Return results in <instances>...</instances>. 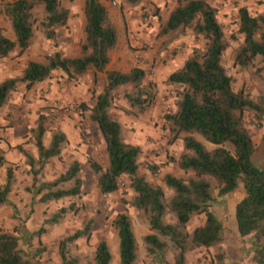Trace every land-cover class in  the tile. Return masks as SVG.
<instances>
[{"label":"trees","instance_id":"1","mask_svg":"<svg viewBox=\"0 0 264 264\" xmlns=\"http://www.w3.org/2000/svg\"><path fill=\"white\" fill-rule=\"evenodd\" d=\"M123 1L129 5L139 2ZM36 4L42 7V15L38 19L34 18L32 11ZM82 12L83 39L79 52L66 56L53 51L43 61L26 60L19 75L0 81V108L7 103L18 84L29 89L48 79L55 70L68 81L76 80L87 71H92L94 81L96 72L104 71V85L96 93L93 104L82 109L87 112V119L95 124L103 141L106 164L101 167L90 162L89 166L98 190L105 195L118 188L121 176L127 178L133 193L128 204L143 215L150 231L141 238L150 259L141 264H168L165 259L167 250L172 253L171 264H185L188 251L209 248L221 242L222 224L209 210L213 198L210 183L205 177L214 179L218 196L241 187L243 194L232 209L234 229L239 238L250 237V260L254 264H264V163L259 166L252 162L254 144L241 123L244 110H249L257 121L262 119L264 94L252 99L242 88L233 90L231 77L221 64L226 43L214 7L206 0H175V6L159 28V34L164 35L189 26L195 36L199 35L204 40L202 48L193 47L181 65L165 78V82L172 86L174 96V110L163 115L169 134L167 142L181 138L184 152L174 161L181 170L192 172V176L185 180L169 173L162 176L163 184L172 191L167 200L162 188L139 172L140 146L126 142L122 125L109 116L120 87L130 85L128 91L122 92V98L128 106L139 109L154 101L155 90L140 67L133 66L125 72L104 70L109 52L117 43L116 29L99 0H83ZM0 14L7 18L14 35L10 39L0 28V58L12 52L16 55L23 53L33 38L34 24L41 29L45 39L52 40L56 29L65 26L68 19V9L59 0L5 1L0 5ZM236 31L241 35V42L232 53L233 64L246 69L258 57L260 66L256 71L264 79V10L250 14L245 6H239ZM45 131L43 117L38 115L35 126L29 130L35 146V158L20 145L14 146L24 157L31 173L33 194L39 195L38 202L77 196L82 179L76 159L70 160L64 172L54 179L34 184L36 174L49 159L58 157L67 143L65 134L56 129L50 131L48 141L44 143ZM192 134L200 135L215 147L207 150ZM225 142L231 145V152L222 146ZM5 164L8 162L0 148V168ZM5 166L4 180L0 184V205L12 206L8 199L12 169ZM146 169L154 174L156 165L148 164ZM63 210L60 208L59 212ZM193 214H202L203 221L188 231L186 225ZM57 216L58 213L54 215V222ZM91 224L92 220L88 219L80 229L58 241L60 264H76L74 258H67L66 244L87 236ZM111 225L117 237L118 264H137L135 237L128 215L117 213ZM33 255L18 246L16 235L0 230V264H36ZM109 261L107 244L100 240L94 247L93 264H109Z\"/></svg>","mask_w":264,"mask_h":264},{"label":"rangeland","instance_id":"2","mask_svg":"<svg viewBox=\"0 0 264 264\" xmlns=\"http://www.w3.org/2000/svg\"><path fill=\"white\" fill-rule=\"evenodd\" d=\"M5 1L11 0H0V5ZM206 1L214 7L215 17L223 31L226 47L221 55V64L231 77L233 90L242 88L252 99L264 94V79L256 71V68L260 66L258 57L246 69H240L232 62V53L241 42V35L236 31L237 8L245 6L250 14H256L264 10V0ZM59 2L68 9L66 25L57 28L54 39L48 40L44 38L41 29L34 24L35 28L31 43L37 38H40V40L36 42L35 47L29 52L26 49L21 53L25 54L27 52L24 55L25 60L22 64H25L29 58H33L35 61H43L44 57L49 56L53 51H58L60 54L66 56L76 55L79 52V45L83 39V0H59ZM106 3L112 13L111 17L113 14L122 11L124 6L129 8L127 11H130V13L124 12L128 17H123L122 20L118 19V16L114 20L111 17L109 19H111L112 24L117 26L119 32L125 29L123 44H125L130 66L143 59V54L147 48L151 50L153 59L158 57V60L163 63L169 58L172 59L173 56L185 58L193 47H203V38L199 35L195 36L189 26L164 35L159 34L160 26L165 21L168 12L175 6V0H139L136 5H129L123 0H106ZM32 11L34 18L38 19L42 15L41 5L36 4ZM136 26L141 31H137ZM129 28L130 30L135 29L131 30L130 36L132 37L137 36L139 32L146 34L136 38L141 43L139 46H132L129 43L126 36ZM2 32L4 34L3 28ZM145 37L148 40L143 41ZM147 42L150 43V46H147ZM69 43L73 47L76 46V51L72 49L70 50L71 53L68 54L64 50V47ZM134 54H137L138 57L134 58ZM8 60L12 63V71L18 72L19 63L22 66L21 60H15V56H11ZM183 60L179 62L180 65ZM3 61L4 58H0V63ZM175 63V67L178 66ZM154 70V66L150 64L146 71L151 74L154 73ZM148 81L152 84V88L157 94L158 88L155 89V83H152V80ZM50 82L54 83V88L51 94H47V91H43V88L45 87L44 84L50 85ZM103 85L104 77L102 71L100 74H95L94 81H92V71H87L76 80L68 81L60 71L55 70L48 79L34 84L29 89H26L22 84H18L16 90L11 93L7 103L2 106L11 105L5 110L7 113L3 115L5 118L10 116V120L17 126L18 130L14 133L15 138L17 137L19 142L17 145H20L21 149L32 157L36 156V154L29 130L35 126L38 115L43 117V125L46 129L43 134L44 143L47 142V136H49L50 131L53 130L52 127L59 118L58 114H52L50 109H57V106L48 104L47 95L55 96L61 90L70 94L72 98L65 102V104L58 105V108L66 114V117L70 119L75 118L76 121L78 120L76 123H80L77 133L82 136L81 139L83 141L80 148L76 149L79 154L77 156L79 161L78 159L76 160L79 163L82 184L80 187L81 191L77 196L38 202L39 195L33 194L34 188L31 187V173L28 172V166L24 163V157L22 163L19 162L18 164L7 161L8 164H5L9 165L12 169V181L17 180L18 186L12 193L13 202L16 203L10 201L12 206L6 204L0 205V230L16 235L18 246L26 253L33 255L34 252H39L38 255H33L36 264H60L57 253L58 241L72 234L76 229H80L88 219L92 220L89 234L76 238L66 244L67 258H74L76 264H93L95 244L103 240L107 244L110 253L109 264H118L117 237L111 225V220L120 212L126 213L131 222V228L135 237L136 263H147L150 259L145 252V247L141 240L142 236L150 231L143 215L128 204L133 193L128 187L127 178L121 176L118 180V188L112 193L105 195L98 190L96 178L89 166L90 162H96L101 167H104L106 158L104 144L96 137L98 131L95 128V124L87 119V112L82 107L93 104L96 93L101 90ZM130 88V85H124L118 89L109 109V116L122 125L123 137L126 142L129 135L128 132L130 131L136 130V135L137 133L143 134L133 123H138V121L154 123V125H151L152 128L149 131V133L154 135L148 136V144L143 143L142 140L140 142V139H138V142H140L138 145L141 148V154L138 159V170L145 174L148 181L162 188L164 199L167 200L172 191L162 182V176L165 173L184 180L192 176L191 171L181 170L174 161L180 153L184 152L181 138L175 139L171 143L167 142L169 134L167 126L163 122V115L174 110L173 88L164 79L163 82L159 83L161 98H157L155 94L154 101L142 109L128 106L122 98V92L128 91ZM21 90H28L29 92L26 94L24 92L23 94ZM53 115H56L57 118L53 119ZM241 123L249 132L254 144L251 160L254 164L260 166L264 163V116L261 120L257 121L249 110H244L241 113ZM3 126L1 125L0 128H3ZM192 136L200 141L207 150L215 147V145L203 140L200 135L192 134ZM8 143L0 132V148L3 152L2 145L5 146L6 144L9 148ZM222 146L230 152L232 151L229 143L225 142ZM72 157L73 154L69 152L65 145L60 155L49 159L43 169L36 174L34 184L38 185L42 181L52 180L64 172ZM148 164L156 165L154 174H150L146 169V165ZM5 165L0 168V184L4 180ZM27 176L29 177L28 181L26 180ZM205 178L210 183V192L213 198L209 210L213 212L222 224V239L215 246L195 248L188 251L185 254V264H254L250 260L248 249L250 237L239 238L236 235L233 224L232 209L243 194L241 187L239 186L236 190L224 196H218L214 179L210 177ZM22 184L23 186H19ZM60 208L64 210L59 212ZM57 213L58 216L56 217V222H54L53 218ZM202 221V214H193L186 225V229L190 231L193 227L201 224ZM42 248L43 250H40ZM165 259L168 264H171L172 253L170 250L166 251Z\"/></svg>","mask_w":264,"mask_h":264},{"label":"crops","instance_id":"3","mask_svg":"<svg viewBox=\"0 0 264 264\" xmlns=\"http://www.w3.org/2000/svg\"><path fill=\"white\" fill-rule=\"evenodd\" d=\"M99 2L105 6L107 13H108V16L110 18L112 13H111V11H110L107 3H106V0H99ZM127 10H129V8L124 6V9L122 11H119L118 13L113 14L114 16L112 15L111 18L114 20V18L116 16H118V19L122 20L123 17H128L127 14H124L125 11L127 13L128 12L130 13V11H127ZM113 25L115 26V29L117 32V43H116L115 49H113L110 52V60L105 65L104 70L106 71V70H110V69H117V70L125 72L132 66L140 67L141 69H143L145 71L146 79L152 80V83L153 82L155 83V89L158 88L159 92L157 90L156 97L161 98L162 95L160 94L159 83L163 82L165 77L168 75V73H170L174 68L180 66L179 62L181 60H183L184 57L173 56L172 59L169 58L168 60H165V62L162 63L160 60H158V57H155L153 59L152 55H151V50L149 48H147L143 54V59L139 62H136L132 66H130L129 61H128V55H127V52L125 50V44H123V35L125 36V29H122V32H119L117 26L115 24H113ZM0 27L3 28V31H4V34L6 37H8L10 39L14 38L13 32L10 29L9 22L4 17L3 14H0ZM131 30H135V29H131ZM131 30L129 28L126 32V36L129 40V43L132 46H139L141 43L139 42V40L137 41L136 38H139L140 36H144L146 34L145 33L142 34L141 32H139L137 35L138 37L136 35H135L136 37L135 36L132 37V36H130ZM136 30L141 31L138 27ZM133 33H135V32L133 31ZM39 40H40V38L33 40L31 45L28 46L27 52H29L31 49H33L36 45V42ZM146 40H148L146 37L143 38V41H146ZM147 46H150V43L147 42ZM72 49H73V51H76L75 50L76 46L73 47V45L71 43H69L68 45H66V47H64V50H66V53H68V54L71 53L70 50H72ZM25 54L15 55V52H12L8 56L3 57L4 61L2 63H0V81L6 77H11L12 75L15 76V75L20 74L21 67L24 66V64H22V62L25 60V57H24ZM11 56H15V60H17V61L21 60L22 66L19 63L18 72L12 71V68H13L11 66L12 63H11V61L8 60ZM29 59L34 60L33 58H29ZM174 63L178 64V66L175 67ZM150 64H152V66H154V68H155L154 73H151V74L146 71L147 67ZM96 73L100 74L101 72H96ZM102 74L104 77L105 76L104 71H102ZM39 86L41 87V85H39ZM44 86L45 87L43 88V91H47V94H51L52 89L54 88V83L50 82V85L44 84ZM24 92L26 94L29 91L28 90L27 91L21 90V93L24 94ZM21 98H22V95H21ZM47 98L49 100V103H48L49 105L57 106V109H54V108L50 109L52 114L56 113L59 115V118L56 120V124L52 127V129L60 130L65 134L66 139H67L66 147L68 148L69 152H71L73 154L72 159H78L77 156H79V154H78L76 149L80 148L81 142L83 141L81 139L82 136L79 133H77V129L79 128L80 123H76L78 120L76 121V119L73 116H72V118H74V119H70V118L66 117V114L63 113L62 111H60L58 108V105L65 104V102L69 101L72 98L71 95L68 93H65L64 90H61L55 96L47 95ZM21 105H22V103H21ZM10 106L7 104L5 107L0 108V126L4 125L3 128H0V132L3 134V138H5L9 142L8 143L9 148L6 144H5V146L4 145H2V146L4 149V157H5L6 161L19 164V162L22 163L23 156L15 148H12V146L19 144L17 137L15 138V136H14L15 135L14 133L18 129L16 128L17 126L15 124H13V122L10 120V118H9L10 116L5 118V116L3 115L4 113H7L5 110H7V108H9ZM52 118L56 119L57 117H56V115H53ZM133 125L137 126V129H140L141 133H143V134L141 135L140 133H137V135H136V132H137L136 130H134L133 132L130 131V132H128L129 135L127 138V142H129L131 144L138 145L142 140L143 143L148 144L147 143L148 136L154 135V134L149 133L150 129L152 128L151 125H154V123L149 122V121H147V122L138 121V123H133ZM97 134L98 133H96V137L100 140V142H103L102 139H100L99 135H97ZM6 136H7V138H6ZM48 137L49 136H47V141H48ZM138 139H140V142H138ZM2 144H3V142H2ZM34 157H36V156H34ZM78 161H79V159H78ZM28 178L29 177L27 176L26 177L27 181L29 180ZM10 186H11V188H10V191L8 194V199H9V201L13 202L12 193H13V190L18 186L17 180H15V181L11 180ZM19 186H23V184L19 185ZM13 203H16V202H13Z\"/></svg>","mask_w":264,"mask_h":264},{"label":"built area","instance_id":"4","mask_svg":"<svg viewBox=\"0 0 264 264\" xmlns=\"http://www.w3.org/2000/svg\"><path fill=\"white\" fill-rule=\"evenodd\" d=\"M138 57V55L137 54H134V58H137Z\"/></svg>","mask_w":264,"mask_h":264}]
</instances>
